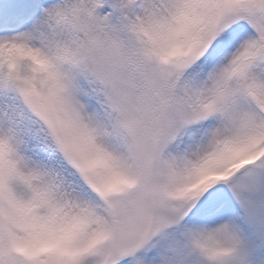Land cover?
Segmentation results:
<instances>
[{
    "label": "snow or ice",
    "instance_id": "1",
    "mask_svg": "<svg viewBox=\"0 0 264 264\" xmlns=\"http://www.w3.org/2000/svg\"><path fill=\"white\" fill-rule=\"evenodd\" d=\"M0 264H264V0H0Z\"/></svg>",
    "mask_w": 264,
    "mask_h": 264
}]
</instances>
